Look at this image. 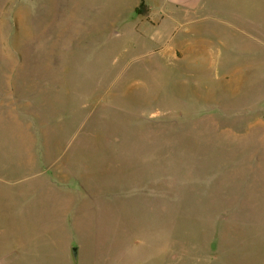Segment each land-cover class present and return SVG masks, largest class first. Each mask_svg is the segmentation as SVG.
<instances>
[{
    "label": "rangeland",
    "instance_id": "rangeland-1",
    "mask_svg": "<svg viewBox=\"0 0 264 264\" xmlns=\"http://www.w3.org/2000/svg\"><path fill=\"white\" fill-rule=\"evenodd\" d=\"M132 1L0 0V122H30L37 156L10 172L21 142L0 125L2 251L15 234L32 249L71 237L91 250L88 236L107 232L115 250L177 236L179 256L201 257L212 236L232 252L234 236H264V0L251 20L229 12L235 0H224L230 23L208 18L210 62L200 12L163 26ZM29 186L106 201L84 211L86 236L70 222H26L17 202L40 196L24 195Z\"/></svg>",
    "mask_w": 264,
    "mask_h": 264
},
{
    "label": "crops",
    "instance_id": "crops-1",
    "mask_svg": "<svg viewBox=\"0 0 264 264\" xmlns=\"http://www.w3.org/2000/svg\"><path fill=\"white\" fill-rule=\"evenodd\" d=\"M228 1L230 2V0ZM132 2L130 9L135 10L139 4L143 3L151 20L160 19L163 26L178 21L176 19L178 17L194 18L200 12L204 62L206 60L210 62L213 58L210 35L206 33L209 27L208 18L213 16L224 23H230L226 19L227 17L223 16L227 13L228 6L224 5V0H133ZM253 4H255L254 0H235V4L231 5L229 12L233 11L235 16L251 20L252 12L256 11ZM136 15L141 16L139 13ZM144 21L141 20L142 23ZM234 30L243 39L255 42L260 40L256 33L253 34L249 28V23H234ZM219 40L221 41V37ZM174 43L178 44V39H175ZM13 118V121L0 122V125L13 128L14 138L21 142V152L14 158L15 163L12 162L8 166L10 172L32 167L37 158L36 154L32 152L35 141L32 125L28 121L19 120L17 115ZM22 191L24 195H30L35 191L40 194L33 198V203H29V197L23 204L17 202L20 207L16 208H20V215L26 218V222H28V218L29 221L34 218L52 220V223L61 225L70 222L72 226H78L80 230H83L86 236H88V223L83 220L84 211H87L86 208L94 205L97 201H106L98 197L93 200L78 196L76 190L72 188L64 191L44 186H29L28 189ZM52 193H54L53 197H51ZM36 201L38 202L34 203ZM47 202L49 204L46 207L44 204ZM57 202L61 203L60 206L55 205ZM106 203L108 205V201ZM109 203L112 206L113 200ZM31 204L40 206H31ZM10 214L13 217L10 222L16 224V216L18 217L19 213L11 211ZM1 232L0 228V235ZM72 234L66 232L65 236H72ZM105 234L107 236H88L87 239L93 247L91 250H87L83 246H77L76 254L71 248L73 244L71 237L63 241L60 247L55 245V248L43 250L29 248L28 238L15 237L17 236L15 234L14 237L11 236V240L3 248V251L0 248V264H264V236H234L235 249L233 252L231 250L233 246H230L231 243L226 236H212L208 239L206 248H203L201 257L191 254L182 258L179 256L177 248V236H137L129 243H124L122 240V248L115 250L112 242H109V238L113 241L112 234L110 236L107 232Z\"/></svg>",
    "mask_w": 264,
    "mask_h": 264
},
{
    "label": "trees",
    "instance_id": "trees-1",
    "mask_svg": "<svg viewBox=\"0 0 264 264\" xmlns=\"http://www.w3.org/2000/svg\"><path fill=\"white\" fill-rule=\"evenodd\" d=\"M140 5H142V3H141ZM139 8H140V6L137 7V8L135 9V11H136L137 13H139Z\"/></svg>",
    "mask_w": 264,
    "mask_h": 264
},
{
    "label": "water",
    "instance_id": "water-1",
    "mask_svg": "<svg viewBox=\"0 0 264 264\" xmlns=\"http://www.w3.org/2000/svg\"><path fill=\"white\" fill-rule=\"evenodd\" d=\"M72 250H73V253L76 254V248H73Z\"/></svg>",
    "mask_w": 264,
    "mask_h": 264
}]
</instances>
